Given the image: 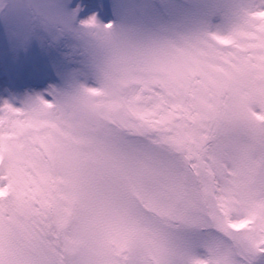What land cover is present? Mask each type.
I'll return each instance as SVG.
<instances>
[{
	"label": "snow or ice",
	"instance_id": "6c2138e0",
	"mask_svg": "<svg viewBox=\"0 0 264 264\" xmlns=\"http://www.w3.org/2000/svg\"><path fill=\"white\" fill-rule=\"evenodd\" d=\"M70 3L0 0V264H264V0Z\"/></svg>",
	"mask_w": 264,
	"mask_h": 264
},
{
	"label": "rangeland",
	"instance_id": "374dc122",
	"mask_svg": "<svg viewBox=\"0 0 264 264\" xmlns=\"http://www.w3.org/2000/svg\"><path fill=\"white\" fill-rule=\"evenodd\" d=\"M69 6H71L70 0ZM9 15L7 7L0 9V36L5 33ZM55 43L62 51L70 55L77 47L76 41L70 34L60 37ZM43 71V65L36 61L31 45L27 48L14 49L11 43L0 42V79L10 77L20 85L19 88L9 89L8 92L0 91V101L7 99L19 104L24 95L34 90L39 91L40 89L29 86L33 84V77ZM43 86L47 87V84Z\"/></svg>",
	"mask_w": 264,
	"mask_h": 264
}]
</instances>
